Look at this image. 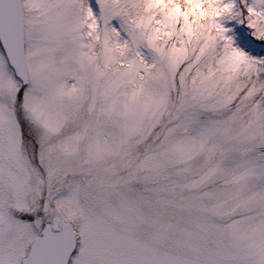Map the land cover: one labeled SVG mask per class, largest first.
I'll return each mask as SVG.
<instances>
[{
  "label": "snow or ice",
  "instance_id": "obj_1",
  "mask_svg": "<svg viewBox=\"0 0 264 264\" xmlns=\"http://www.w3.org/2000/svg\"><path fill=\"white\" fill-rule=\"evenodd\" d=\"M0 264H264V0H0Z\"/></svg>",
  "mask_w": 264,
  "mask_h": 264
}]
</instances>
